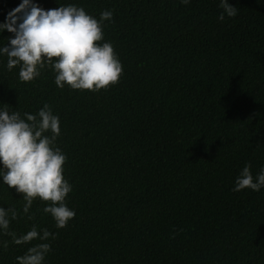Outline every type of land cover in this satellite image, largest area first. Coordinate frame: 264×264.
I'll return each instance as SVG.
<instances>
[{
    "label": "trees",
    "instance_id": "obj_1",
    "mask_svg": "<svg viewBox=\"0 0 264 264\" xmlns=\"http://www.w3.org/2000/svg\"><path fill=\"white\" fill-rule=\"evenodd\" d=\"M36 2L111 9L102 31L122 73L99 91L61 89L50 67L23 82L0 57V104L35 114L47 102L60 118L75 210L56 228L36 198L29 220L0 184V206L18 213L9 230L56 233L44 264H264V187L231 190L246 163L254 176L264 166V0H229L223 21L219 0ZM19 3L0 0V21ZM28 246L0 234V264Z\"/></svg>",
    "mask_w": 264,
    "mask_h": 264
},
{
    "label": "clouds",
    "instance_id": "obj_2",
    "mask_svg": "<svg viewBox=\"0 0 264 264\" xmlns=\"http://www.w3.org/2000/svg\"><path fill=\"white\" fill-rule=\"evenodd\" d=\"M189 4L190 0H179ZM58 3V2H57ZM45 9L36 0H20L0 21V33L7 30V43L0 44V57H6L4 68H18V79L31 81L40 76L41 70L50 67L58 88L99 91L118 82L122 64L111 41L104 39L103 22L111 21L113 12H100L99 19L75 3L59 4ZM225 15H236V8L229 0H219ZM60 118L45 102L35 114L11 110L0 104V184L22 194L21 213L31 220L29 211L33 200L46 201L42 208L54 221L56 228H63L75 215L66 203L72 184L63 175L66 155L57 146L60 135ZM264 187V166L252 174L246 163L234 178L232 191L250 188L259 191ZM14 207L0 206V234L11 237L12 243L29 244L22 255L15 257L17 264H44L51 250L50 239L56 233L47 228L38 230L36 224L17 235L9 230L11 220L17 218ZM36 241L35 243H30ZM3 247H7L4 242Z\"/></svg>",
    "mask_w": 264,
    "mask_h": 264
}]
</instances>
